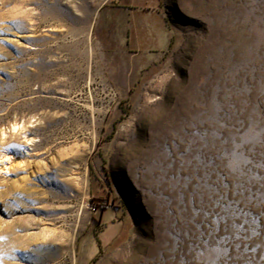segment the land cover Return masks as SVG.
<instances>
[{
    "label": "rangeland",
    "instance_id": "374dc122",
    "mask_svg": "<svg viewBox=\"0 0 264 264\" xmlns=\"http://www.w3.org/2000/svg\"><path fill=\"white\" fill-rule=\"evenodd\" d=\"M108 1L0 0V264H264V0Z\"/></svg>",
    "mask_w": 264,
    "mask_h": 264
},
{
    "label": "crops",
    "instance_id": "0c3cea01",
    "mask_svg": "<svg viewBox=\"0 0 264 264\" xmlns=\"http://www.w3.org/2000/svg\"><path fill=\"white\" fill-rule=\"evenodd\" d=\"M96 22L117 26L124 36L122 47L147 65L171 46L173 35L161 0H109L101 6Z\"/></svg>",
    "mask_w": 264,
    "mask_h": 264
},
{
    "label": "bare ground",
    "instance_id": "6f19581e",
    "mask_svg": "<svg viewBox=\"0 0 264 264\" xmlns=\"http://www.w3.org/2000/svg\"><path fill=\"white\" fill-rule=\"evenodd\" d=\"M4 157H5V159H2V163L6 165L11 161V157H9L8 155H5Z\"/></svg>",
    "mask_w": 264,
    "mask_h": 264
},
{
    "label": "trees",
    "instance_id": "16d2710c",
    "mask_svg": "<svg viewBox=\"0 0 264 264\" xmlns=\"http://www.w3.org/2000/svg\"><path fill=\"white\" fill-rule=\"evenodd\" d=\"M99 241V240H98ZM100 242V241H99Z\"/></svg>",
    "mask_w": 264,
    "mask_h": 264
}]
</instances>
